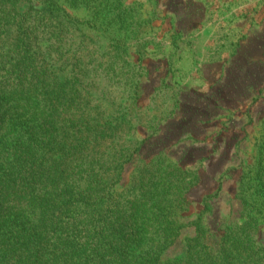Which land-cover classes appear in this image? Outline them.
I'll use <instances>...</instances> for the list:
<instances>
[{
  "label": "trees",
  "instance_id": "obj_1",
  "mask_svg": "<svg viewBox=\"0 0 264 264\" xmlns=\"http://www.w3.org/2000/svg\"><path fill=\"white\" fill-rule=\"evenodd\" d=\"M35 3L0 0V264H264L236 235L178 214L203 179L166 152L172 136L193 138L219 107L247 99L246 89L228 77L211 97H185L167 135L106 156L109 126L88 125L92 111L77 82L48 68L55 58L45 55L52 45L42 39L63 26ZM252 64L253 86L264 73ZM223 142L219 156L230 145ZM125 162L133 167L128 182ZM111 164L118 172L110 173ZM186 225L197 234L168 256Z\"/></svg>",
  "mask_w": 264,
  "mask_h": 264
},
{
  "label": "rangeland",
  "instance_id": "obj_2",
  "mask_svg": "<svg viewBox=\"0 0 264 264\" xmlns=\"http://www.w3.org/2000/svg\"><path fill=\"white\" fill-rule=\"evenodd\" d=\"M35 7L51 8L63 26L42 39L52 45L45 55L55 58L48 68L60 81L77 82L92 111L88 125L109 126L106 156L167 135L185 97H211L228 77L246 89L247 99L219 107L193 138L172 136L166 152L203 179L178 214L189 223L210 220L216 234L236 235L264 257V78L252 86L246 74L256 61L264 73V0H36ZM132 169L125 162L124 182ZM196 234L183 227L167 255Z\"/></svg>",
  "mask_w": 264,
  "mask_h": 264
},
{
  "label": "crops",
  "instance_id": "obj_3",
  "mask_svg": "<svg viewBox=\"0 0 264 264\" xmlns=\"http://www.w3.org/2000/svg\"><path fill=\"white\" fill-rule=\"evenodd\" d=\"M261 26H262V28H261L260 32L262 33V36H263V35H264V34H263V31H264V20L261 22ZM254 32H255V31H254ZM254 32H253V33H254ZM253 33H252L251 35H253ZM249 34H250V33H249ZM263 37H264V36H263ZM247 41H248V40H247ZM247 41H245V43L243 44V48H245V47L249 44V43L246 44ZM262 49H264L263 46H262ZM237 55H238V54H237Z\"/></svg>",
  "mask_w": 264,
  "mask_h": 264
}]
</instances>
